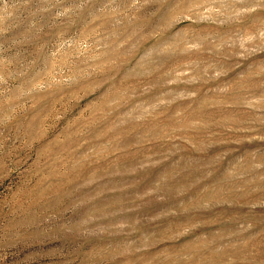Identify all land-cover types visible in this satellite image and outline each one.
Segmentation results:
<instances>
[{"label": "rangeland", "instance_id": "rangeland-1", "mask_svg": "<svg viewBox=\"0 0 264 264\" xmlns=\"http://www.w3.org/2000/svg\"><path fill=\"white\" fill-rule=\"evenodd\" d=\"M0 264H264V0H0Z\"/></svg>", "mask_w": 264, "mask_h": 264}]
</instances>
